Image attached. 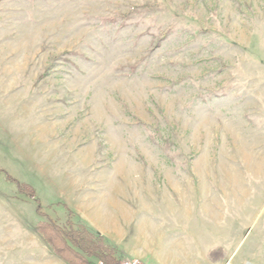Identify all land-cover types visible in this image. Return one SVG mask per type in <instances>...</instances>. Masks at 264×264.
Wrapping results in <instances>:
<instances>
[{
  "label": "rangeland",
  "instance_id": "obj_1",
  "mask_svg": "<svg viewBox=\"0 0 264 264\" xmlns=\"http://www.w3.org/2000/svg\"><path fill=\"white\" fill-rule=\"evenodd\" d=\"M105 178L226 209L170 264H264V0H0V264H59L36 223Z\"/></svg>",
  "mask_w": 264,
  "mask_h": 264
},
{
  "label": "crops",
  "instance_id": "obj_2",
  "mask_svg": "<svg viewBox=\"0 0 264 264\" xmlns=\"http://www.w3.org/2000/svg\"><path fill=\"white\" fill-rule=\"evenodd\" d=\"M102 183L100 188H97V181H89L88 185L74 184L71 197H68L71 199L65 203L69 201L77 219L116 248L118 258L135 257L147 264H170L172 259L178 258V250L228 249L223 231L225 208H221L220 213L218 208V213L208 215L205 211L200 215L204 202L197 195L136 194L128 181L122 183L119 178H105ZM146 190L150 191V188ZM193 208L199 211L198 215ZM235 215L240 217L238 213ZM241 217L249 218L251 214ZM262 229L259 228L264 233ZM263 244L258 243L261 250ZM255 247L249 257L261 264L262 259L255 254ZM55 261L67 264L59 258ZM93 262L91 258L90 263Z\"/></svg>",
  "mask_w": 264,
  "mask_h": 264
},
{
  "label": "trees",
  "instance_id": "obj_3",
  "mask_svg": "<svg viewBox=\"0 0 264 264\" xmlns=\"http://www.w3.org/2000/svg\"><path fill=\"white\" fill-rule=\"evenodd\" d=\"M8 180L14 181L18 191L24 193L36 203V213L44 217L39 199L36 198L34 189L25 183H19L10 176ZM62 206L66 209L65 205ZM67 210V219L60 225L45 217L36 225V232L44 239L51 252L67 264H91L90 258H97L105 264H120L117 250L105 241V238L92 231L84 222L77 219L71 220L73 213Z\"/></svg>",
  "mask_w": 264,
  "mask_h": 264
},
{
  "label": "built area",
  "instance_id": "obj_4",
  "mask_svg": "<svg viewBox=\"0 0 264 264\" xmlns=\"http://www.w3.org/2000/svg\"><path fill=\"white\" fill-rule=\"evenodd\" d=\"M97 264H105V263H103L102 261H98ZM120 264H146V263H144L143 261L135 257H132V258L127 257V258L121 259Z\"/></svg>",
  "mask_w": 264,
  "mask_h": 264
}]
</instances>
